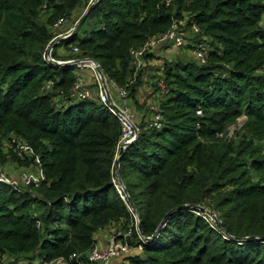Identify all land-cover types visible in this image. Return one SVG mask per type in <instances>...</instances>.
<instances>
[{
  "label": "trees",
  "instance_id": "obj_1",
  "mask_svg": "<svg viewBox=\"0 0 264 264\" xmlns=\"http://www.w3.org/2000/svg\"><path fill=\"white\" fill-rule=\"evenodd\" d=\"M85 1L0 0V162L13 134L38 163L13 160L44 177L25 189L0 183V264L85 253L104 228H131L127 243L142 248L121 264H264V0H97L83 21L93 27L55 45L77 46L75 57L94 59L131 98L141 84L140 72L129 85L132 48L184 14L209 39L205 63L161 67L168 91L153 100L161 127L138 124L120 156L125 200L112 183L119 122L98 102L69 97L79 68L41 57L57 34L54 21ZM241 115L245 122L227 136ZM137 225L152 239L141 241Z\"/></svg>",
  "mask_w": 264,
  "mask_h": 264
},
{
  "label": "built area",
  "instance_id": "obj_2",
  "mask_svg": "<svg viewBox=\"0 0 264 264\" xmlns=\"http://www.w3.org/2000/svg\"><path fill=\"white\" fill-rule=\"evenodd\" d=\"M96 1L97 0H87V6L95 3ZM42 8H45V4L42 5ZM79 20L80 18L73 20L66 30L57 33L54 37H52L44 46L41 57L46 64L51 66H72L79 69L86 68L91 72L93 80L90 85H87L81 76H76L75 82L70 90L69 97L79 100H94L103 106L107 112L115 117L119 122L121 132L114 155L112 183L114 184L120 197L125 200L127 198V194L124 192L122 184L118 181L115 169V160L118 157L119 149L122 148L124 150L126 146L136 139L139 133L138 115L129 100L127 88L119 87L113 80L107 79L96 62H92L88 57H74L64 60H58L54 57L55 45L60 39L62 40L69 37L75 31ZM177 22L180 23L181 20ZM177 22H174L171 28L161 36L148 38L140 47L132 48L130 50V56L132 57L133 63L137 66L141 65L142 56L145 54L146 50L154 46L159 41L167 40V44L173 50L182 48L185 45L183 32L173 31ZM66 23L67 18L61 16L54 21L52 26L56 28ZM191 29L195 34L200 33L199 28L195 25H192ZM56 38L57 41L54 42ZM209 49L210 47L204 38L197 41L193 45V55L199 63L203 64L207 61ZM78 51L77 46L71 47L72 54L78 53ZM96 67L100 69V72L96 70ZM46 88H50L49 83H47ZM167 91L168 89L166 84L160 81L157 85V91L153 93H156L155 97L158 98L167 94ZM149 94H152V92L149 91ZM151 109L153 111V116L151 121L148 123V127L159 129L161 127V115L159 113L158 104L155 101L151 103ZM196 113L200 115L201 111L198 109ZM17 146L19 147L17 156L20 159L25 160L33 158V162L38 163L37 157L34 156L33 150L28 145L23 143L19 145L18 143ZM43 178L44 177L39 170L35 173L25 172L20 174V183L23 187H28L32 184L39 183ZM0 183L8 184L16 189H25L18 187L16 181H9L4 179L1 175ZM133 217L136 221L134 214ZM134 229L141 241H147L141 234H139L137 226H134ZM131 235V228L124 232L117 231L113 236H111L104 247H99L94 244L85 253H72L68 258L60 257L50 261L41 260L38 263L32 262L30 264H110L112 259H116L129 251L131 246L127 243V240Z\"/></svg>",
  "mask_w": 264,
  "mask_h": 264
},
{
  "label": "rangeland",
  "instance_id": "obj_3",
  "mask_svg": "<svg viewBox=\"0 0 264 264\" xmlns=\"http://www.w3.org/2000/svg\"><path fill=\"white\" fill-rule=\"evenodd\" d=\"M88 8L87 6V1H85V4L83 5L82 8H80L77 11H74L70 17L67 18V23L64 25H61L60 27L54 28V31H57V33H60L64 30H66L70 23H72L73 20L76 19H81V17L84 15L86 12V9ZM187 15L184 14V18L181 19V22H177L176 27L173 29V31H182L184 34L185 38V45L177 50H173L167 43V40L159 41L156 43L154 46L151 48H148L145 53H150L151 58L148 60H141V65L137 66L133 63L132 61V76H131V81L129 82V85L133 83L135 77L137 74L140 72V79H141V84L135 91L134 95L129 97V100L136 110V113L138 115V124L140 123H149L152 119L153 116V111L151 109V103L153 102L155 97V94L153 92L157 91V85L160 81H162L164 84H166L164 75L162 73L161 67L165 62H170V61H195L198 62L195 56L193 55V45L194 43L199 40V39H206V41H209L207 37H200L195 34L191 27L187 25ZM80 21V20H79ZM180 21V20H179ZM79 23V22H78ZM78 27V24H77ZM76 27V28H77ZM93 26L88 24V23H83L81 26L77 28L78 32L77 35L78 37L83 36L84 32L90 30ZM76 30V31H77ZM56 33V32H54ZM59 39V38H58ZM61 40V39H60ZM59 40V41H60ZM57 41L54 40V42ZM75 46V45H70ZM43 51V50H42ZM54 57L58 60H64V59H69V58H74V54H72L69 49H65L63 46L58 47L57 49H54ZM47 85V84H46ZM88 85V84H87ZM128 85V86H129ZM129 89V88H128ZM149 91L152 92V94H149ZM158 100V99H157ZM156 101V100H155ZM246 120L245 115H241L240 117L237 118L236 122L234 124H230L227 126V136L233 135L236 131H238L243 123ZM21 141V140H20ZM18 141L16 137L13 134H9L6 136L3 141H2V151L5 154L6 161L5 162H0V175L4 177V179L7 180H14L17 182V186L21 188H28V187H23L20 183V174L28 172V173H35L37 172V169L35 166L30 165V166H23L19 165L15 160H13L12 155L17 156V151L19 147L17 146L18 143L19 145L21 143L24 144L23 141ZM264 148V146H263ZM264 150V149H263ZM18 157V156H17ZM29 160V159H26ZM8 185V184H6ZM203 207V206H202ZM204 209L203 212L205 216L207 217L208 221H211L214 225L217 224L219 227V221L216 217V215L213 213V211L207 207H203ZM199 210V209H198ZM101 231H108V228H104ZM113 229H111L108 232V237L107 239L111 238L115 234ZM108 239V240H109ZM107 243V242H106ZM136 250L138 252L141 251V247H135L133 246V250ZM134 250V251H135ZM40 251L36 250L35 251V257L33 261H38V254ZM29 258H31V254L27 255ZM118 259V258H117ZM118 264V263H117Z\"/></svg>",
  "mask_w": 264,
  "mask_h": 264
},
{
  "label": "crops",
  "instance_id": "obj_4",
  "mask_svg": "<svg viewBox=\"0 0 264 264\" xmlns=\"http://www.w3.org/2000/svg\"><path fill=\"white\" fill-rule=\"evenodd\" d=\"M77 76H81L84 79L85 83L88 84V85H90L91 82H92V80H93L91 72L88 69H86V68L80 69L78 71V73H77ZM109 231H110V229H108L107 232L106 231L99 230L95 234L94 238H95V244L97 246L104 247L107 244L106 242L109 239V238L107 239L108 232ZM134 250H133V247H131L128 252H126L122 256L118 257V259L117 258L116 259H112V261L110 262V264H117V263L118 264H121V262L126 257L131 256V255H135V254H138L139 253L138 251H136V250L134 251Z\"/></svg>",
  "mask_w": 264,
  "mask_h": 264
},
{
  "label": "water",
  "instance_id": "obj_5",
  "mask_svg": "<svg viewBox=\"0 0 264 264\" xmlns=\"http://www.w3.org/2000/svg\"><path fill=\"white\" fill-rule=\"evenodd\" d=\"M88 10H89V8L86 9V12H85L84 15L81 17V19H80V21H79V23H78V27L82 25V23H83V21H84V19H85V16H86V14H87V12H88ZM78 27H77V28H78ZM77 28L75 29V31H74L73 33L76 32ZM73 33H72V34H73ZM91 61L95 63V60H94V59H91ZM96 70H97L98 72H100V69H99L98 67H96ZM122 152H123V149L120 148V149H119V152H118V157H117L116 160H115L116 174H117V168H118V165H119V162H120V156H121ZM118 181H119V183H121L120 180H118ZM121 184H122V183H121ZM123 190H124V192L126 193V190H125L124 188H123ZM126 194H127V193H126ZM128 198H129V197H128ZM128 201H129V199H128ZM186 207H187V205H186V204H183V205H180V206H178V207H176V208H174V209H171L170 211L166 212V214H165L164 218L161 220V222L163 223V221H164L167 217H169L170 214H171L173 211L181 210V209H185ZM195 208H196V209H199V210L204 209L202 206H199V205L195 206ZM130 209H131V211H134V207L132 206V204H130ZM216 225H217V224H216ZM137 229H138V232H140L139 225H137ZM145 239H146V240H150V239H152V236H150V237H146ZM246 239H247V237H246Z\"/></svg>",
  "mask_w": 264,
  "mask_h": 264
}]
</instances>
